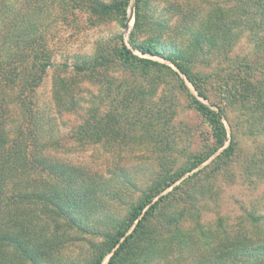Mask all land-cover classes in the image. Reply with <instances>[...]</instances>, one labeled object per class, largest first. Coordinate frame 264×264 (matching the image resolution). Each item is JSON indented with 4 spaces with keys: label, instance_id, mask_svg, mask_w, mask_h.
<instances>
[{
    "label": "rangeland",
    "instance_id": "374dc122",
    "mask_svg": "<svg viewBox=\"0 0 264 264\" xmlns=\"http://www.w3.org/2000/svg\"><path fill=\"white\" fill-rule=\"evenodd\" d=\"M111 2L0 0V26L4 23L5 28L11 29L15 23L21 27L30 25L35 45L47 48L53 65L35 92V117L11 102L7 129L15 137L22 128L25 136L39 141V110L43 111L48 130L41 135L54 137L61 146L48 155L110 180L112 191H118L119 196H99L92 210L84 212L85 222L90 224L88 231L94 233L109 229V222L115 219H123L140 191L165 167L174 165L178 170L187 160L213 149L208 121L188 106L180 82L167 70L151 69L144 76L139 68L111 66L103 71L99 82L90 77L78 78L72 83L77 91V106L81 107L77 108L78 114L58 113L52 88L55 78L63 75L64 65L90 59L99 48L115 46L119 35L127 41L133 30L135 0H130L127 8L125 28L117 12L105 14L94 9ZM232 4V0H146V20L136 38L140 42L158 38L167 45L180 39L186 46L188 36L180 30L187 20L196 19L194 25L198 26L210 9ZM161 24L166 28L159 29ZM214 50L200 51L195 58L198 62L192 65V71L203 76L202 88L208 100L199 98L184 77L180 78L190 94L210 109L216 111L212 105L224 109L222 122L228 140L177 182V190L171 187L160 195L167 197L160 203L150 227L163 234V240L153 247L158 255H153L150 264H219L221 252L234 250L238 245H245V252L264 245V50L255 48L247 33L231 43L227 52ZM135 53L177 72L160 58ZM136 95L141 96L142 104ZM83 109L98 110L103 126L107 123L101 144H81L72 137L86 116ZM112 117L114 128L109 121ZM230 142L232 155L222 157ZM32 151L39 154V146ZM11 181L0 197L2 216L10 220L1 232L16 235L23 226L31 237L37 234L33 239L38 242L39 208L9 196L18 187L39 186V172L30 171ZM169 218L176 221L168 222ZM89 232L63 227L59 234L60 251L53 264H84L92 256L91 244L101 242L100 237ZM225 263L232 264L228 258ZM0 264L22 262L12 247L5 246L0 248Z\"/></svg>",
    "mask_w": 264,
    "mask_h": 264
},
{
    "label": "trees",
    "instance_id": "16d2710c",
    "mask_svg": "<svg viewBox=\"0 0 264 264\" xmlns=\"http://www.w3.org/2000/svg\"><path fill=\"white\" fill-rule=\"evenodd\" d=\"M112 1L111 4L102 3L94 9L105 14L117 12L125 28L130 0ZM232 1L233 4L229 7L218 6L210 9L198 26L194 25L196 19L187 20L180 30L188 36V43L184 46L180 39H174L171 45L161 42L158 38L138 41L135 34L144 27L146 19L143 9L146 7V0H135V24L127 41L123 35H119L115 46L99 48L90 59L78 61L69 67L64 65L63 75L55 78L52 100L58 113L77 115V108L81 107L77 106V91L72 83L78 78L90 77L99 82L105 73L103 71L109 70L111 66H121L123 69L139 68L144 76L151 69L158 72L167 70L180 82V87L187 95L188 106L199 112L210 126L213 139V149L210 152L194 156L178 170H175L174 165L165 167L140 191L136 203L129 206L127 215L123 219L109 222L110 228L100 233L89 232L90 224L85 222L84 212L92 210L93 202L99 196H119L118 191H112L110 180L80 167L66 165L48 155L61 146L54 137L41 135L48 130L45 129L47 123H43L46 121L43 111L39 110V141L25 136L26 132L22 128L15 137L10 136L6 121L12 116L9 107L11 102L22 111H29V116L34 118L33 110L37 106L35 92L42 84L47 69L53 65L47 48L35 45L36 39L32 37L34 31L30 25L21 27L19 23H15L11 29L5 28L4 23L0 26V197L5 194L4 188L14 177L19 178V175H26L30 171L39 172V186L18 187L14 190L15 193L9 196L10 199L16 197L21 203L26 202L39 208L38 242L33 239L37 234L34 233L31 237L23 226H20L16 235L1 232L10 220L2 216L4 209H0V248L12 247L22 264H53L55 255L60 251V231L67 227L71 231L96 234L101 239V242L91 244L92 256L84 264H103L107 257L106 264H150L153 261V255H158L153 247L163 238V234L156 233L154 227H150L160 203L167 197L160 195L171 187L173 191L177 190L178 187H174L177 182L223 148L228 140L222 122L225 119L224 109L212 105L216 108L214 111L191 95L180 75L193 87L199 98L208 100L202 88L203 76L192 71V65L198 62L195 58L199 56L200 51L209 48L225 53L230 44L245 33L249 34L255 48L264 50V0ZM159 26V29L166 28L163 24ZM135 52L142 56L160 58L171 64L177 72L157 61L141 58ZM136 96L142 104L141 96ZM83 111H86V116L76 130L73 128L72 137L75 142L81 144H101L105 134L103 128L107 123L103 126V116L98 110ZM109 121L113 122L114 128L115 118L112 117ZM48 127L52 128L51 125ZM34 146H39V154L32 151ZM232 153L230 142V146L222 151L221 156L228 157ZM171 221L175 222L176 219L169 218L168 222ZM245 248V245H238L234 250L221 252L219 264H228L225 263L226 258L230 259L232 264H264V245L247 252Z\"/></svg>",
    "mask_w": 264,
    "mask_h": 264
}]
</instances>
